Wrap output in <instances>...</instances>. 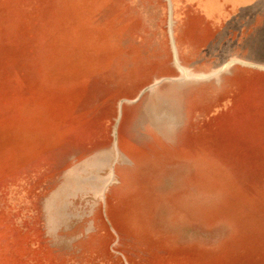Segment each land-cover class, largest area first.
Wrapping results in <instances>:
<instances>
[{"label": "rangeland", "instance_id": "obj_1", "mask_svg": "<svg viewBox=\"0 0 264 264\" xmlns=\"http://www.w3.org/2000/svg\"><path fill=\"white\" fill-rule=\"evenodd\" d=\"M0 264H264V0H0Z\"/></svg>", "mask_w": 264, "mask_h": 264}]
</instances>
